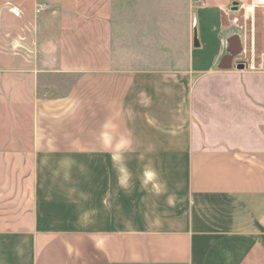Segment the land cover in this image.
<instances>
[{
    "label": "crops",
    "instance_id": "1",
    "mask_svg": "<svg viewBox=\"0 0 264 264\" xmlns=\"http://www.w3.org/2000/svg\"><path fill=\"white\" fill-rule=\"evenodd\" d=\"M236 1L70 0L71 82L0 137V264H264V55L223 70Z\"/></svg>",
    "mask_w": 264,
    "mask_h": 264
},
{
    "label": "rangeland",
    "instance_id": "2",
    "mask_svg": "<svg viewBox=\"0 0 264 264\" xmlns=\"http://www.w3.org/2000/svg\"><path fill=\"white\" fill-rule=\"evenodd\" d=\"M236 2L229 20L231 37L238 38L241 52L232 67L236 63L247 67L248 59L264 55V4ZM69 8L70 0H0V137L27 128L26 114L35 93H53L70 81L50 75L57 59L60 15Z\"/></svg>",
    "mask_w": 264,
    "mask_h": 264
},
{
    "label": "water",
    "instance_id": "3",
    "mask_svg": "<svg viewBox=\"0 0 264 264\" xmlns=\"http://www.w3.org/2000/svg\"><path fill=\"white\" fill-rule=\"evenodd\" d=\"M241 52V46H239V50L238 51H233V50H229L228 51V58L230 59L231 63L230 65L228 66V68H223V70H228L230 68H232V60L238 56ZM243 69L246 67L244 64L242 65Z\"/></svg>",
    "mask_w": 264,
    "mask_h": 264
},
{
    "label": "built area",
    "instance_id": "4",
    "mask_svg": "<svg viewBox=\"0 0 264 264\" xmlns=\"http://www.w3.org/2000/svg\"><path fill=\"white\" fill-rule=\"evenodd\" d=\"M258 4H264V0H257Z\"/></svg>",
    "mask_w": 264,
    "mask_h": 264
}]
</instances>
